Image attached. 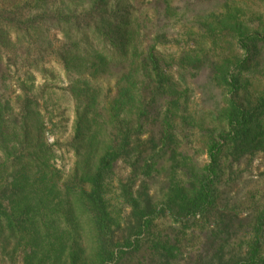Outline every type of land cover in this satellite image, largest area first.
I'll list each match as a JSON object with an SVG mask.
<instances>
[{"label":"trees","instance_id":"1","mask_svg":"<svg viewBox=\"0 0 264 264\" xmlns=\"http://www.w3.org/2000/svg\"><path fill=\"white\" fill-rule=\"evenodd\" d=\"M144 1L0 0V244L25 245L24 264H60L65 253L66 263L76 264L73 242L83 223L95 232L98 262L120 260L106 199L119 162L131 168L122 194L140 231L163 214L172 229L201 237L190 264H264V217L254 219L248 253L227 262L235 223L228 216L216 223L214 216L218 186L234 181L243 162L259 155L264 160V89L256 85L264 81V23L256 29L223 18L222 29L243 57L234 70L214 68L212 76L232 98L226 108L211 112L221 126L211 131L218 137L207 147L208 164L183 166L187 184L175 186L169 202L155 211L146 193H135L131 183L141 178L145 186L159 162L179 172L177 131L193 126L195 90L188 66L204 60L182 56L168 62L157 44L143 49ZM168 1L155 0L156 5ZM52 37H59L61 46L55 48ZM51 65L67 82L61 91L73 102L74 155L85 164L82 168L77 161L65 179L53 164L46 118L33 93L35 75L55 79L47 70ZM59 179L62 190L56 189ZM163 242L159 264H171L169 259L179 264L178 237Z\"/></svg>","mask_w":264,"mask_h":264},{"label":"rangeland","instance_id":"2","mask_svg":"<svg viewBox=\"0 0 264 264\" xmlns=\"http://www.w3.org/2000/svg\"><path fill=\"white\" fill-rule=\"evenodd\" d=\"M144 3L146 5L144 11L146 29L141 39L143 49L150 44H157L159 55L168 62L172 59L179 61L182 56L203 57L204 60L203 65L188 66V78L195 90L194 105L191 108L193 126L192 129L188 127L182 131L183 125H181L177 131L179 172H170L162 162H159L147 176L145 186L142 185L141 178L131 183L135 193H146L147 198L157 208L154 210L158 211L162 207L161 204L169 202L172 196L169 192L177 190L175 186L182 187L187 184L188 179L180 173L183 166L193 167L196 164L198 167H205L208 164L207 147L212 139L218 137V133L212 134L211 131L220 129L221 126L217 116L211 112H216L220 107L226 108L230 97L232 98L218 81L213 80L212 76L214 68H221L220 72L226 68L234 70L236 62L243 57L233 38L222 29L220 24L223 18L231 16L241 23L255 28L259 27L261 22L264 23V1L169 0L156 5L155 0H145ZM52 39L55 48L61 46L62 40L59 37H52ZM178 65L180 63L172 70L177 71ZM47 70L49 74L54 73V76L56 74L55 79L35 75L33 93L38 97L40 109L46 118L45 137L55 151L53 164L63 174L60 179L62 177L65 179L74 169L77 161L82 168L85 164L83 159L77 160L74 155L73 149L78 146L75 142L72 143L75 125L73 102L64 91H61L66 87L67 82L56 66H47ZM235 73L237 72L232 71L233 75ZM263 82L256 83V85L264 89ZM44 86H46L45 89L40 90ZM180 155H184V158ZM243 163L240 168L241 173L236 174L237 178L234 181L218 186L221 196L214 207L216 223L221 218L227 220L226 216L235 223L234 229L230 230L233 234L230 235V247L228 248L230 253L226 256L227 262L238 260L234 258L238 254L248 253L251 241L248 233L253 231L254 219L264 217L260 215L264 211L263 157L259 155L254 157L251 163ZM130 169L129 166L119 162L106 185V199L113 223L116 252H121L120 260L109 264H159V258L163 253L159 249L162 244L160 242L167 243L177 237L178 243L174 246L175 260L179 264L192 263L200 251L202 240L197 234L193 235L191 230L182 233L172 229L170 226L172 221L163 214L156 216L157 220L149 230L142 232L138 229L139 220L134 217L132 208L122 194L123 186L130 179ZM60 179L56 185L58 190L64 188V180L60 181ZM239 222H241L240 225ZM213 227L214 224L210 225V228ZM261 230L264 234V225ZM77 231L78 239L73 242L75 246L68 244L69 247H73L72 251L77 259L76 264H100L96 258L97 240L93 229L83 223L81 229ZM247 234L248 237H246ZM159 239H161L160 242ZM132 242L134 246L129 245ZM25 247V245L17 246L13 241L0 244V264H24ZM27 250L31 252L32 248L29 247ZM65 256L66 253L63 259L64 264L66 263ZM169 261L174 264L172 259ZM70 263L69 259L66 264Z\"/></svg>","mask_w":264,"mask_h":264}]
</instances>
